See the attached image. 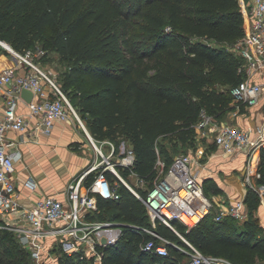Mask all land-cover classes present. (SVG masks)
Wrapping results in <instances>:
<instances>
[{"label": "trees", "instance_id": "trees-1", "mask_svg": "<svg viewBox=\"0 0 264 264\" xmlns=\"http://www.w3.org/2000/svg\"><path fill=\"white\" fill-rule=\"evenodd\" d=\"M245 32L240 0H0V40L20 52L41 47L46 56L59 55L68 66L60 84L94 140L113 142L117 154L122 145L134 149V172L145 181V189L137 187L143 196L153 186L159 155L169 168L180 145L198 149L203 111L227 121L236 109L232 90L248 75L246 59L234 48ZM0 50L8 53L1 45ZM119 170L129 180L131 172ZM258 174L256 184L264 185V152ZM95 175L87 177L86 186ZM107 175L118 183L120 198L98 196V209L85 213L91 222L124 225L118 243L101 248L103 263L188 262V253L168 243L167 256L143 249L147 240L157 239L144 227L190 247L167 225L153 226L144 202L111 171ZM203 186L212 199L222 195L212 178ZM261 202L249 187L245 221L232 216L218 220L215 205L190 231L180 221L173 224L207 256L264 264V227L254 218ZM56 253L60 264H95L82 254ZM30 262L33 257L15 232L0 227V264Z\"/></svg>", "mask_w": 264, "mask_h": 264}, {"label": "built area", "instance_id": "built-area-1", "mask_svg": "<svg viewBox=\"0 0 264 264\" xmlns=\"http://www.w3.org/2000/svg\"><path fill=\"white\" fill-rule=\"evenodd\" d=\"M240 5L246 32L243 40L234 49L246 59L248 77L232 90L236 106L232 114L235 115L242 106L257 105L264 97V81L255 78L257 73H264V0H241ZM0 45L16 59L17 66L24 69L23 73L18 72L15 67L0 71V227L15 232L19 242L30 251L36 264H60L56 250L68 255L82 254L93 258L95 264H104L101 248L118 243L124 233V225L91 222L86 220L85 213L98 209V196L104 199L120 198L119 185L111 182L107 171H111L144 202L153 226L157 222L167 225L190 247V250H186L144 227V232L158 239L147 240L143 244L145 251L167 256L168 243L189 254L190 260L185 264H235L222 256L203 254L173 224L174 221H180L190 231L212 212L215 205L220 207L218 220L226 216L240 221L249 218L245 199L227 203L221 196L212 199L205 192L202 178L204 162L200 166L205 151L200 149L177 155L169 168L159 155L155 164L156 178L153 186L143 196L137 187H144L145 181L134 172V149L122 145L120 153L117 154L114 143L105 141L110 148L108 154H105L104 144H96L61 84L42 67L39 59L47 52L41 47L20 52L13 47H7L1 40ZM23 89L34 93L31 102L23 98ZM21 103L27 105V114L20 112ZM72 119L87 132L102 161L98 163L96 160L70 182L66 192L67 200L45 195L33 205L22 204L14 174L23 153L19 149L18 141L10 133L20 132L27 135L26 141L37 142L41 135H50L57 123ZM197 138L200 144H212L227 156L235 157L246 153L248 165L253 162L257 165L258 158L260 157V161L264 152V124L253 132L228 120H217L205 111L197 125ZM119 166L128 169L130 176L136 177V183L125 179ZM93 172L96 173L95 178L86 186L85 181ZM248 182L264 202V185L254 184L250 176ZM25 185L33 191L39 187L34 177H30ZM104 238L107 240L106 244L103 243Z\"/></svg>", "mask_w": 264, "mask_h": 264}, {"label": "crops", "instance_id": "crops-1", "mask_svg": "<svg viewBox=\"0 0 264 264\" xmlns=\"http://www.w3.org/2000/svg\"><path fill=\"white\" fill-rule=\"evenodd\" d=\"M241 2V0H240ZM8 67H15L18 72L23 73L24 69L22 67L17 66L16 59L8 52L0 50V71L4 70ZM256 79L259 81H264V73H257ZM1 97V93H0ZM20 112L27 114L28 107L25 103L20 104ZM228 121L232 123L239 124L242 128L251 130L255 132L257 128L264 124V97L260 100L257 105L246 107V112L230 114ZM76 123L74 119L69 122H59L56 124L53 132L50 135H41L39 141H26L27 135H23L20 132H11L10 136L15 138L19 143V149L23 153V158L16 165V172L14 174L15 180L18 185V196L21 200V203L30 206L33 205L38 199L42 198L45 195L57 196L61 200H67V188L71 181H73L76 177L81 175L86 169H88L93 163L90 161L89 157L80 158V159H69L79 158L78 155H70L63 156L61 153V149L58 147L60 144V138L62 137V130H60V126L62 125H73ZM77 140H80V137ZM86 139V138H85ZM85 148L88 146V142L83 140ZM104 147V146H103ZM216 147V146H215ZM210 148V146L208 147ZM207 148V149H208ZM110 148L108 147V150ZM215 153L208 155V159L210 160L212 166L211 170L214 173L215 168L213 167V160H226V158L234 159L236 163L239 164H248V157L246 153L239 154L235 157L227 156L221 152L217 147L215 148ZM206 152V151H205ZM208 153V152H206ZM64 157L65 169H69L71 174V178L67 182L66 186L61 191H56L55 187L57 184L63 181V178L59 176L58 166L62 162V158ZM258 154L255 156V163L257 161ZM258 158L257 165L253 164L255 169H259V161ZM70 162V164H69ZM82 166V167H81ZM68 167V168H67ZM79 168H83L81 171H78ZM82 172V173H81ZM206 175L204 180L207 178L214 177V174ZM67 176V175H66ZM34 177L39 183V187L36 190L29 189L25 184L26 181L30 178ZM257 182V180H256ZM221 197L225 199L227 203L235 202L237 200L245 199L247 191L243 193L239 197H232V195L227 194L226 191H223Z\"/></svg>", "mask_w": 264, "mask_h": 264}, {"label": "rangeland", "instance_id": "rangeland-1", "mask_svg": "<svg viewBox=\"0 0 264 264\" xmlns=\"http://www.w3.org/2000/svg\"><path fill=\"white\" fill-rule=\"evenodd\" d=\"M42 67L52 76L54 77L59 83L61 82L63 78V74L65 71L68 70V66L65 62H62L59 58V55L57 53H49L47 56H43L39 59ZM76 121V120H75ZM86 122V121H85ZM60 130H62V137L60 138V144L58 147L61 149V153L64 156L70 155H78L79 158H75L72 156L69 157L73 161V159H80V158H86L89 157L90 161L94 163L96 160L98 163L102 161V157L99 155L95 145L89 138L87 132L83 129V127L76 121L73 125H62L60 126ZM89 131V130H88ZM90 133V132H89ZM80 137V140L78 141L76 137ZM86 138V139H85ZM84 141L88 142V146L85 148V145L83 143ZM97 145L104 144V152L105 154H108L109 150L107 147V143L105 141L98 144L97 140H94ZM209 147V144L207 142H204L203 144H199V147L196 151L202 149L205 152L204 158L202 162L200 163V166L205 165V168L202 170V178L206 175H211L212 172V164L210 163V160L208 159V155H211L215 153V149L209 150L207 149ZM190 146L187 145H180V150L176 153L173 152V155L175 154H182L189 152ZM175 153V154H174ZM213 167L215 168L214 177H212V180L216 182L220 187H222L226 191L227 194L232 195V197H239L243 193H245L246 190H248L249 186V176L252 179V182L255 184L256 180L258 179V169L256 171L254 165H248V164H239L236 163L234 159L226 158V160H216V158L212 161ZM70 164V162H69ZM82 167V166H81ZM59 169V176L63 178V181L61 183L57 184L55 187L56 191H61L66 186L69 179L72 177L71 174L68 176V173H70V170L65 169V162L64 157L62 158L61 164L58 166ZM68 168V167H67ZM83 168H79L78 171H81ZM255 171L257 172L255 174ZM82 173V172H81ZM67 175V176H66ZM130 182L136 183V177L130 176L129 178ZM70 184V183H69ZM142 189H145V187H142ZM254 218L259 220L261 225L264 227V202H261L259 208L254 213ZM239 229L241 225H238ZM261 234H264V231L261 232ZM187 260V259H186ZM261 262H257L255 264H258ZM30 264H36L35 261L30 262Z\"/></svg>", "mask_w": 264, "mask_h": 264}, {"label": "water", "instance_id": "water-1", "mask_svg": "<svg viewBox=\"0 0 264 264\" xmlns=\"http://www.w3.org/2000/svg\"><path fill=\"white\" fill-rule=\"evenodd\" d=\"M3 42H4V45H6L7 47H11L10 44H8L7 42H5V41H3ZM22 96L26 101L31 102L34 98V93L31 90L23 89L22 90ZM103 243L104 244L107 243V240L105 238L103 239Z\"/></svg>", "mask_w": 264, "mask_h": 264}]
</instances>
